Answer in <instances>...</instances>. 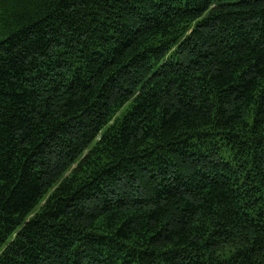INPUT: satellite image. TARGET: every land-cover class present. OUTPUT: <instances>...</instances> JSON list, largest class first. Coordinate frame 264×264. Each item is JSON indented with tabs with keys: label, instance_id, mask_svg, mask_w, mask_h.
Masks as SVG:
<instances>
[{
	"label": "trees",
	"instance_id": "trees-1",
	"mask_svg": "<svg viewBox=\"0 0 264 264\" xmlns=\"http://www.w3.org/2000/svg\"><path fill=\"white\" fill-rule=\"evenodd\" d=\"M0 264H264V0H0Z\"/></svg>",
	"mask_w": 264,
	"mask_h": 264
}]
</instances>
